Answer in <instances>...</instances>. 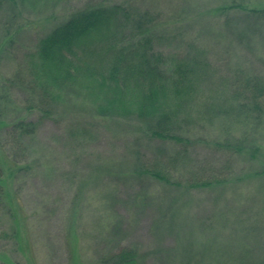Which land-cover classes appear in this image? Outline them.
<instances>
[{
    "label": "rangeland",
    "instance_id": "rangeland-1",
    "mask_svg": "<svg viewBox=\"0 0 264 264\" xmlns=\"http://www.w3.org/2000/svg\"><path fill=\"white\" fill-rule=\"evenodd\" d=\"M232 1H243L245 12L224 10ZM89 5H121L136 19L150 18L165 55L207 60L213 79L190 105L197 123L185 119L195 143L177 162L135 119L91 114L74 102L40 111L30 88L38 40ZM2 7L0 264H102L126 247L138 251V264H264V89L257 106L246 90L254 77L264 82V19L246 18L264 10V0H14ZM19 119L36 124L22 146L8 131ZM215 141L231 145L213 152ZM167 150L168 158L182 151ZM13 157L25 166L20 172L10 171ZM155 162L170 183L147 173ZM228 164L225 187L188 188L189 179Z\"/></svg>",
    "mask_w": 264,
    "mask_h": 264
},
{
    "label": "trees",
    "instance_id": "trees-1",
    "mask_svg": "<svg viewBox=\"0 0 264 264\" xmlns=\"http://www.w3.org/2000/svg\"><path fill=\"white\" fill-rule=\"evenodd\" d=\"M13 2L0 0V10ZM234 7L246 10L243 1H232L223 8L232 10ZM248 12V20L264 19V10ZM149 19H136L121 5H89L74 11L38 40L33 56L36 62L31 64L35 72L30 88L37 95L39 106H43L40 111L46 115L58 105L73 107L74 102L79 103V109L91 114L135 119L143 134L162 145L161 153L174 163L179 155L185 156L194 146L195 130L186 125L185 119L192 118L193 124L197 123L190 105L193 102L194 108L197 95L202 94L201 84L211 82L213 77L207 76L209 64L204 58L165 55L160 51ZM244 33L242 30L239 36L246 38ZM248 83L246 90L253 106H257L264 82L254 77ZM236 87L240 91L241 82ZM233 93V99L239 101L240 93L236 90ZM242 99L247 101V97ZM34 108L37 106L28 107L29 110ZM35 127V122L19 119L9 124L8 131L22 146V140L31 136ZM224 144L231 145L228 141H215L213 152L220 151L219 147ZM168 146L180 147L182 151L170 152L168 158ZM10 163L12 173L25 167L19 166L14 157ZM153 164L147 173L159 182L170 183L172 176L163 172L160 163ZM227 167L205 178L194 176L186 181L188 188L210 192L225 187L232 179L229 164ZM139 258L137 250L126 247L108 259L103 258L101 263L138 264Z\"/></svg>",
    "mask_w": 264,
    "mask_h": 264
}]
</instances>
